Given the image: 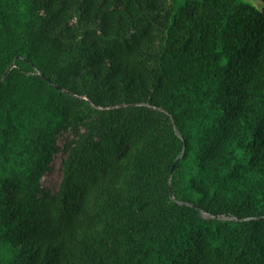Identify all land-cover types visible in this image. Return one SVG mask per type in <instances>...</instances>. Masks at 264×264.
<instances>
[{"label": "trees", "instance_id": "1", "mask_svg": "<svg viewBox=\"0 0 264 264\" xmlns=\"http://www.w3.org/2000/svg\"><path fill=\"white\" fill-rule=\"evenodd\" d=\"M259 1L0 0V264H264Z\"/></svg>", "mask_w": 264, "mask_h": 264}, {"label": "rangeland", "instance_id": "2", "mask_svg": "<svg viewBox=\"0 0 264 264\" xmlns=\"http://www.w3.org/2000/svg\"><path fill=\"white\" fill-rule=\"evenodd\" d=\"M245 3L251 4L255 6L256 8H260L261 3L259 0H240ZM75 137L71 133H66L58 138V146L60 149H63L65 147V144L67 142H70L74 140ZM64 158V153L61 151V153H58L55 155L54 162L52 164V170L44 177L42 180V185L45 189L50 190L53 193L58 192L60 188V184L62 181V160Z\"/></svg>", "mask_w": 264, "mask_h": 264}, {"label": "water", "instance_id": "3", "mask_svg": "<svg viewBox=\"0 0 264 264\" xmlns=\"http://www.w3.org/2000/svg\"><path fill=\"white\" fill-rule=\"evenodd\" d=\"M14 66H11V68L7 71V73L5 74V76H4V79L7 77V75L9 74V72H10V70L13 68ZM41 77L46 81V82H48L53 88H55L56 90H61V88L59 87V86H57V85H55L53 82H51L48 78H46L44 75H41ZM2 84H3V81H1L0 82V87L2 86ZM176 165V164H175ZM175 165H174V167H175ZM173 170H174V168H173ZM172 173H173V171H172ZM171 173V174H172ZM172 195H173V193H172Z\"/></svg>", "mask_w": 264, "mask_h": 264}]
</instances>
